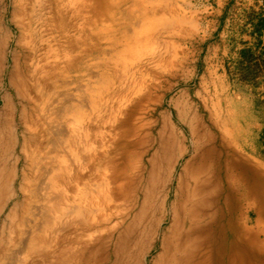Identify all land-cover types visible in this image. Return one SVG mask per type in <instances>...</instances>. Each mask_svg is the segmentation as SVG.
<instances>
[{
    "label": "bare ground",
    "instance_id": "obj_1",
    "mask_svg": "<svg viewBox=\"0 0 264 264\" xmlns=\"http://www.w3.org/2000/svg\"><path fill=\"white\" fill-rule=\"evenodd\" d=\"M57 1L83 21L77 67L82 83L66 78L62 91L49 89L53 50L48 0H20L18 28L25 55L16 96L26 103L20 117L31 148L26 162L18 159L0 174V218L8 210L0 228V264L45 263L49 246L71 241L65 234L78 227L95 231L92 257L97 264L103 261L104 232L113 237L120 233L117 262L123 247L130 259L133 251L146 261L159 245L154 264H212L222 256L224 264L239 263L241 231L232 207L227 201L226 224L218 230L216 216L209 213L203 171L189 163L177 175L189 150L168 118L157 135L156 125L146 135L150 141L153 135L159 147L146 153L141 147L138 153L144 125L135 111L149 101L154 88L138 84V63L147 58L159 66V49H174V33L193 21L177 13L172 0ZM3 100L0 130L6 134L0 135V145L19 147L18 129L12 124L15 108L10 98ZM193 149L198 153L199 147ZM170 192L175 202L169 203ZM166 221L169 226L161 231ZM256 235L250 230L244 238L255 240ZM256 245L254 241L252 259ZM258 258L264 264V256Z\"/></svg>",
    "mask_w": 264,
    "mask_h": 264
},
{
    "label": "rangeland",
    "instance_id": "obj_2",
    "mask_svg": "<svg viewBox=\"0 0 264 264\" xmlns=\"http://www.w3.org/2000/svg\"><path fill=\"white\" fill-rule=\"evenodd\" d=\"M172 3L175 5L176 12L186 14L187 19L193 21V25L185 26L180 34L174 33L172 36L174 49L171 48L169 51L167 47L159 49L160 61H162L159 66L154 67L153 61L147 58L138 63V84L145 87L152 85L154 88L151 90L149 101L138 104V110L135 112H138V118L141 119L140 125H144L138 139V141H142V144L138 146V153L142 151L146 153L152 147H159V143L155 141L153 135L152 141L146 135L150 133V129L155 125L154 135H157L162 127L163 118H168L176 129L184 150H189L177 167L178 175L187 164L197 165L199 162L198 157H194L193 147L215 142L220 143L221 141L222 137L216 134L213 128H208V113H220L218 110L220 108H216L215 105L216 87L213 84L209 93L213 100L208 110V103L205 99L207 97L206 89L203 87V94L200 96V84L201 78L206 73V68L214 71L216 67L223 65V50L219 51L217 45L221 44L222 40L228 39L225 31L235 32L237 26L231 25L232 27L225 29L228 25L220 24L219 19L223 9L215 7V0H172ZM20 6V0H0V127L4 124L3 97L6 96L10 98L15 108V118H12V124L18 129L19 137V147L9 148L0 145V174L2 171H8L14 167L18 159L26 162L25 160H27L31 148L28 144L25 121H22L20 117L21 110L25 109L26 103L16 96L17 89H20L25 55L23 32L18 28L20 26L18 18ZM46 14L47 17L49 16L48 24L51 28V47L53 50V58L50 60V67L48 68V85L50 90L59 92L62 91L61 81L63 79L68 78L76 84L82 83L81 73L77 67L80 64L79 59L83 52V35L81 32L83 21L82 19H74L66 6L57 0H48ZM156 49L157 47L154 48V50ZM6 58L8 62H6ZM85 58H88V56ZM97 71L100 75L107 76L108 74L103 69ZM221 71H219V76L222 74ZM218 83L217 91L220 94L223 86L221 77ZM218 98H220V95ZM130 120H133V117ZM2 132L3 130H0V135L6 134V132ZM156 143L158 144L156 145ZM151 156L152 153L147 157V160ZM172 193L170 192L171 200H173ZM6 213H8V210L0 218V228L3 221L6 220ZM251 218L255 224L254 232L257 233L254 240L257 244L255 259L251 263V250L247 251L245 248L240 247L237 253L239 263L243 260L245 264H258V257L264 256V217H258L254 214ZM129 223L128 221L127 224ZM225 224L224 222L222 225ZM167 226H169L168 221L163 225L161 231H164ZM217 229L219 230L218 227ZM93 234H95V231L92 228L79 227L78 229H68L65 234L69 239L76 241L78 246L76 250L78 255L82 257V264H86L85 260L88 254L86 245H93L92 251L97 247ZM103 235L105 239L102 245L104 246V255L100 264H154L158 260L159 245L150 254L148 253L146 261H144V255H140L138 260V254L133 251L130 255H134V258L130 259L127 248L123 247V258L119 260L118 256L117 262L115 261V255H118L120 247V241L117 239V237H120V233L116 237H113L109 232H104ZM68 245H70L69 241L56 247L50 245L48 252L51 253V256L48 261L45 263L33 261V264H60L62 257L65 261ZM12 248L16 249L17 247L12 246ZM216 258L212 261V264H224L223 256L219 260L220 263H217ZM92 261L91 264H97L94 262V258ZM15 264H20V262Z\"/></svg>",
    "mask_w": 264,
    "mask_h": 264
},
{
    "label": "crops",
    "instance_id": "obj_3",
    "mask_svg": "<svg viewBox=\"0 0 264 264\" xmlns=\"http://www.w3.org/2000/svg\"><path fill=\"white\" fill-rule=\"evenodd\" d=\"M215 7L223 9L220 24L228 25L225 29L235 25L237 31H225L228 39L217 45L219 51L223 50V65L214 71L206 68L200 84V96L203 87L206 89L208 110L213 100L209 93L213 84L216 87L215 105L220 113H208V128H213L221 141L199 146L194 157H198L197 166L203 171L211 203L209 213L216 216V226L226 223L228 201L242 232L238 248L248 251L254 237L244 235L254 232L251 216L264 217V0H215ZM220 77L223 86L219 94ZM173 193V200L169 194V203L176 200ZM69 243L65 261L62 257L60 264H82L76 241ZM86 246L85 263L91 264L93 245Z\"/></svg>",
    "mask_w": 264,
    "mask_h": 264
}]
</instances>
